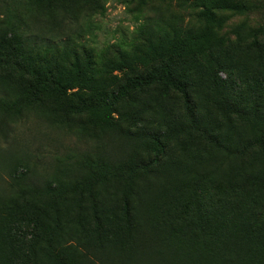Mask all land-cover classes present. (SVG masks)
<instances>
[{
  "label": "trees",
  "instance_id": "16d2710c",
  "mask_svg": "<svg viewBox=\"0 0 264 264\" xmlns=\"http://www.w3.org/2000/svg\"><path fill=\"white\" fill-rule=\"evenodd\" d=\"M30 1L0 0V8L13 17L11 6ZM211 15L209 9L202 12L205 18ZM18 24L30 29L26 21ZM7 25L8 31L0 34V64L6 72L20 73L26 87L0 91V136L7 139L11 122L22 117L29 105L39 103L49 87L54 94L70 98L58 111L64 114L66 126L79 123L84 136L98 143L107 137L120 145L114 156L81 154L67 164L64 178L57 176L43 186L27 171L15 174L13 192L0 198V264H98L91 255L97 258L100 251L121 257L118 264H264L263 75L243 74L240 82L233 76L223 79L218 73L225 68L234 70L236 63L227 64L204 47L191 48L205 40L206 34L189 33L188 42L179 36L168 39L167 47L157 50L160 59L147 68L121 59L118 68L128 72L114 88L96 87L95 83L88 90L80 87L70 92L74 74L85 83L87 70L78 62L71 63L72 73L67 74L59 66L43 65L50 55L46 51L58 49V44L50 41L41 51L42 40L49 41V36L40 37L31 29L30 36L23 38L14 22ZM9 77L19 81L14 75ZM170 92L178 95L180 107H170L160 99ZM195 93L202 94L203 102L212 98L225 121H212L211 116L199 113ZM96 111H106L107 117L97 119ZM149 116L158 117V126L148 124ZM233 118L245 121L254 134L232 136ZM224 125L229 127L225 133L219 129ZM185 136L198 141L187 162L190 171L187 163L166 159L170 142L176 139L182 144L179 139ZM202 139L228 159H248V166L261 163L262 170L251 174L243 164L233 166L231 162L229 173H241L248 183L262 188L237 193L236 199L233 188L213 191L209 180L223 169L225 159L204 172L200 164L215 157L198 153ZM168 168L181 172L183 182L178 191L152 206L157 222L152 209L144 207L136 185L149 174L159 178ZM74 169L76 173L67 177ZM183 175L195 176L184 180ZM19 179L26 182L17 184ZM214 193L217 201H213ZM45 194H51V199L44 200ZM227 195L232 200L227 201ZM162 225L170 229L174 240L161 233ZM81 247L92 249L85 253ZM99 258L103 264H112Z\"/></svg>",
  "mask_w": 264,
  "mask_h": 264
},
{
  "label": "rangeland",
  "instance_id": "374dc122",
  "mask_svg": "<svg viewBox=\"0 0 264 264\" xmlns=\"http://www.w3.org/2000/svg\"><path fill=\"white\" fill-rule=\"evenodd\" d=\"M55 1L56 3L51 4L49 0L40 2L31 0L13 5L11 6L15 13L13 17L8 11L0 8V34L8 31L7 22L12 21L17 25L18 32L23 38L30 36L31 29L33 34H39L40 37L49 36V41L42 40L41 51L50 41L58 44V49L46 51L50 55L42 63L43 65L59 66L67 74L72 73L71 63L78 62L81 69H86L88 72L85 83H81L74 74L70 92L77 91L80 87L88 90L95 87V83L96 87L114 88L121 82L124 72H128V69L120 71L118 68L121 59L128 60L136 67L147 68L160 59L157 50H161V47L166 48L168 39L179 36L188 42L189 33L206 34L205 40L202 39L195 45L191 44V48L204 47L221 61L227 64L236 63L237 68L234 70L225 68L218 73L223 79L230 80L233 76L236 82H240L243 74L254 72L264 76V0ZM51 5L53 7H50ZM206 9L212 11L210 18L202 16V12ZM24 21L29 23V30L18 24ZM24 30L25 35H23ZM88 59L91 68H88ZM5 72V68L0 64L1 92H11L14 88L26 87L25 82L19 78L20 73ZM9 75H14L19 81L10 78ZM203 86L205 87V84ZM152 94L155 97L158 93L156 91ZM69 99L68 96L54 94L48 87L39 103L29 105L22 117L11 122L7 139L0 136V198L6 199L11 195L13 192L11 183L19 171L31 173L39 185L43 186L57 176L64 178L63 172L67 171V164L78 160L83 153L89 151L93 154L111 156L116 154L119 142L111 141L106 137L104 142L98 143L99 141L84 136V132L77 126L79 123L71 127L65 125L63 121L66 118L58 111L68 103ZM160 99L170 107L181 106L179 97L174 92L162 95ZM194 102L198 106L199 113L211 116L212 121L215 118L225 121L212 98H206L203 102L202 94L195 93ZM107 114L106 111H96L93 115L97 119H104ZM114 115L117 116L116 113ZM81 118L84 119L85 116ZM158 120L156 116H149L148 124L158 126ZM231 124H233L232 136L237 132L242 134V138L254 134L245 121L240 122L233 118ZM219 129L225 133L229 127L224 125L219 126ZM189 138L188 136L180 138L182 144H178V140L173 139L169 144L166 159L180 163L189 162L190 153L198 145L197 140L188 141ZM198 153L215 157V160H210L207 164L204 162L200 164L204 172L213 170L214 162L222 163L225 159L223 169L213 173L209 180L214 188L213 191L233 188L232 194L236 199L237 193H251L254 188H262L248 183L241 173H229L231 162L233 166L243 164L251 174L262 170L261 163L248 166V159L243 160L237 156L228 159L227 154L214 151L204 139L201 141ZM141 156L146 155L141 153ZM187 165L186 169L190 171L191 163ZM76 171L74 169L68 172L67 177H72ZM155 172L157 171H154L153 175ZM180 173L176 168H168L160 172L159 178H153L152 174H149L137 182L138 196H142L144 207L152 209L151 214L157 222H159L157 210L152 206L156 207V203L163 202L166 194L178 191V187L183 182ZM193 176L195 175H183V178L191 180ZM16 182L22 184L26 181L19 179ZM243 187L246 190L242 191ZM185 193L187 194V191ZM261 194L264 200L263 188ZM50 197L51 194H45L44 200L48 201ZM212 197L213 201H217L218 197L215 193ZM229 197L226 196L227 201ZM133 203L136 204L137 200ZM144 207L143 210L148 211ZM140 213L142 214L143 211ZM162 232L170 234L174 240L170 229L163 225ZM71 242L75 243L76 240ZM91 249L81 247V251L85 253ZM95 253L98 254L96 250ZM99 254V257L112 264H118L117 261L121 260V257H116L114 252L111 255L109 252L100 251ZM99 257L91 255L96 263L103 264Z\"/></svg>",
  "mask_w": 264,
  "mask_h": 264
}]
</instances>
